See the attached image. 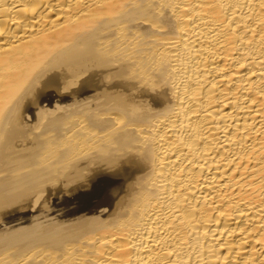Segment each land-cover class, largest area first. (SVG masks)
<instances>
[{"label":"bare ground","instance_id":"1","mask_svg":"<svg viewBox=\"0 0 264 264\" xmlns=\"http://www.w3.org/2000/svg\"><path fill=\"white\" fill-rule=\"evenodd\" d=\"M0 264H264V0H0Z\"/></svg>","mask_w":264,"mask_h":264}]
</instances>
